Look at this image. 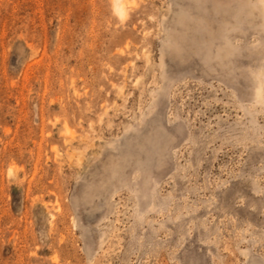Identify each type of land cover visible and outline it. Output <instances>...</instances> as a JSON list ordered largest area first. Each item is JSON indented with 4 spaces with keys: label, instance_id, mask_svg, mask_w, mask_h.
I'll return each instance as SVG.
<instances>
[{
    "label": "rangeland",
    "instance_id": "rangeland-1",
    "mask_svg": "<svg viewBox=\"0 0 264 264\" xmlns=\"http://www.w3.org/2000/svg\"><path fill=\"white\" fill-rule=\"evenodd\" d=\"M0 264H264V0H0Z\"/></svg>",
    "mask_w": 264,
    "mask_h": 264
},
{
    "label": "bare ground",
    "instance_id": "bare-ground-1",
    "mask_svg": "<svg viewBox=\"0 0 264 264\" xmlns=\"http://www.w3.org/2000/svg\"><path fill=\"white\" fill-rule=\"evenodd\" d=\"M120 4H122V3H120ZM120 4H119L118 7H120V6L122 7V5H120ZM116 5H117V4H116ZM119 9H120V8H119ZM119 11H120V10H119ZM224 37H225V42H226V44H227V43L229 42V38H226L227 35H225ZM216 38H218V37H216L215 35H212V38H211V39H212V41H214V39H216ZM225 50H226V49H225ZM255 80H256V79H255ZM257 80H258V79H257ZM257 80H256V81H257ZM259 87H260V84H259Z\"/></svg>",
    "mask_w": 264,
    "mask_h": 264
}]
</instances>
